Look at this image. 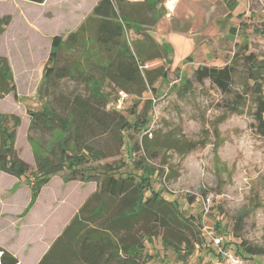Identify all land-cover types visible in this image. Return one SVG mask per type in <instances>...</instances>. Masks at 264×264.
I'll return each instance as SVG.
<instances>
[{
    "label": "rangeland",
    "instance_id": "rangeland-1",
    "mask_svg": "<svg viewBox=\"0 0 264 264\" xmlns=\"http://www.w3.org/2000/svg\"><path fill=\"white\" fill-rule=\"evenodd\" d=\"M67 1L37 5L0 0V19L10 17L0 34V56L7 60L18 97L14 100L10 93L0 99V113L19 118L13 148L30 168L22 179L0 172V248L14 254L18 263L35 264L103 178L113 176L132 180L143 202L152 197L175 202L177 213L198 228L199 243L191 251H174L161 243L159 234L146 239L144 264H211L216 258L212 237H221L233 252L243 241L264 250V0H235L234 9L223 0H208L205 20L191 15L181 28L195 44L192 52L182 59L180 48L172 61V47L160 46L167 56L144 70L161 69L166 77L157 78L139 97L128 93L130 100L119 113L131 127L120 136H101L96 145L105 157L77 168L97 183L65 182L66 163L31 203L26 180L35 171V156L45 154L52 141L47 135L42 141L28 139V110L45 108L54 94L88 97L94 89L85 78L98 77V67L107 63L89 35L83 48L61 46L55 67L70 71V77L46 85L42 76H34L30 84L28 70L35 72L31 54L37 66L44 62L51 37L65 40L77 3L87 10L93 0ZM158 2L152 15L157 21L167 17L166 10L170 13L169 0ZM70 9L62 18L59 10ZM152 16H146L148 22ZM137 33L125 31L127 42L135 41ZM201 67L229 68L228 89L222 91L209 79L198 82L195 71ZM101 91L108 103L118 92L106 81ZM143 135L157 146L154 157L131 150L133 144L140 146ZM242 210L249 213L238 219ZM246 261L264 264V256Z\"/></svg>",
    "mask_w": 264,
    "mask_h": 264
},
{
    "label": "trees",
    "instance_id": "trees-1",
    "mask_svg": "<svg viewBox=\"0 0 264 264\" xmlns=\"http://www.w3.org/2000/svg\"><path fill=\"white\" fill-rule=\"evenodd\" d=\"M20 1L41 5L45 0ZM223 1L232 9L236 7L235 0ZM158 3V0H142V6H138L133 0H100L91 16L76 32L70 33L65 40L59 36L52 37L42 73V82L46 85L70 77V71L55 67L61 46L83 48L85 40L89 38L85 34V27L93 21L94 31L89 35H92L94 49L107 63L98 67V77L85 78L91 84L90 89H94L88 97L54 94L53 101L47 102L45 108L37 112L28 110V139L42 141V137L47 135L52 141L45 154L35 156V171L26 180L31 203L35 202L41 189L52 177L64 171L66 163L68 175L63 177L65 182L95 181L88 175L89 172L86 174L77 168L105 157L96 145L101 136L114 133L120 136L121 131L131 127L130 122L119 112L105 110L109 103L101 91L104 81L113 91H124L139 97L157 78L166 77L161 69L141 71L139 68L168 54L167 50L155 43L147 30L142 31L141 28L155 25L157 19L152 15ZM134 8L138 10L134 11ZM149 14L153 22H148L146 16ZM9 22V16L0 19V34ZM128 29L138 32V38L129 45L125 38ZM195 77L198 82L209 79L222 91L228 89L231 80L227 67H201L195 71ZM10 93L17 100L7 60L0 56V99ZM139 124L145 128L146 122L141 120ZM19 125L20 120L16 115L0 113V172L22 179L26 178L30 168L17 157L13 148ZM154 148L157 146L152 140L143 135L140 146L133 144L131 150H141V153L154 157ZM99 186L37 264H144L143 243L158 234L161 243L176 252L180 249L191 251L199 243L197 226L177 213L175 202L157 197L143 202L139 187L128 179L105 176ZM247 213L249 211L238 212V219ZM234 253L245 261L264 256L262 248L245 241L240 242L238 251ZM0 264L18 262L9 252L0 248Z\"/></svg>",
    "mask_w": 264,
    "mask_h": 264
},
{
    "label": "crops",
    "instance_id": "crops-1",
    "mask_svg": "<svg viewBox=\"0 0 264 264\" xmlns=\"http://www.w3.org/2000/svg\"><path fill=\"white\" fill-rule=\"evenodd\" d=\"M71 1H73V0H69L66 3L68 4V2H69L71 4ZM99 1L100 0H93L92 3L90 4V6H88L87 10H81L80 5H79L80 3H77V6H79L78 7L79 9H76L74 14H73L75 16L74 22H73L72 27L69 28V31L66 34V37L70 33L76 32L84 24V22L91 16L94 7L99 3ZM149 1L153 2L155 0H149ZM47 2H48V0H45L43 4H45V3L47 4ZM75 3H76V1H75ZM208 3H209L208 0H169L168 5H169L170 13L168 12V10H166L167 11V17H164V16L161 17L158 21H156V23L154 25L155 29H152V31L147 32L154 39V41L157 45H159V46L169 45L170 47H172V50H173L172 61H175L174 60V54H175L176 50H178L180 48L183 49L184 52L181 55V57H182V59H184L194 49L195 44H194L193 40L190 39L188 34L184 31H182L181 28L183 27L182 25H185L189 21L191 22V19H192L191 15L197 16L200 21L205 20V17L203 14V8L205 6H207ZM43 4H41V5H43ZM134 4H137L138 6H142V0H136V3H134ZM70 7L72 8V6H70ZM67 9H69V8H67ZM59 13L62 15V18H63L64 15L68 16L71 14V9L68 11L59 10ZM53 14L56 15V13H53ZM170 17H172V18L170 19ZM52 18H54V17H52ZM170 20H173V22H170ZM94 26H95V22L93 21L90 24V26L88 25L85 27V34L87 37H89V33H91V31L92 32L94 31ZM131 30H135V29H128L127 31H131ZM52 37H51V39H52ZM128 45H129V42H128ZM31 53H32V51H31ZM48 55H49V53H48ZM48 55L46 56L45 61L40 63L39 66H37L35 58H34L35 56L33 55V53L31 54V56H32L31 60L33 61L32 63H34V68H35L34 71L35 72H31L32 69L28 70L29 68L27 67L28 68L27 69L28 74L30 75L29 76L30 84L32 83L34 76L35 77L42 76L43 68L46 64ZM11 255L14 258H16V256L14 254H11ZM40 258L36 261L35 264H37V262L40 260ZM16 260H17V258H16ZM214 260L215 259L211 260V264L213 263ZM22 263H23L22 261H19L18 264H22Z\"/></svg>",
    "mask_w": 264,
    "mask_h": 264
},
{
    "label": "built area",
    "instance_id": "built-area-1",
    "mask_svg": "<svg viewBox=\"0 0 264 264\" xmlns=\"http://www.w3.org/2000/svg\"><path fill=\"white\" fill-rule=\"evenodd\" d=\"M157 61H152L146 63L143 67H139L140 69H149L155 65H157ZM130 100V95L124 91H118L116 94V98L108 104V109L116 112H121L126 103ZM152 101L155 100L152 98ZM209 200H207L208 203ZM205 206V205H204ZM207 210V209H206ZM213 247L216 251V258L212 264H250L247 261L243 260L239 256H237L233 251L224 248L223 239L221 237H212Z\"/></svg>",
    "mask_w": 264,
    "mask_h": 264
}]
</instances>
